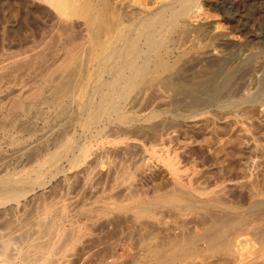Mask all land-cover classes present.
<instances>
[{"label": "rangeland", "instance_id": "1", "mask_svg": "<svg viewBox=\"0 0 264 264\" xmlns=\"http://www.w3.org/2000/svg\"><path fill=\"white\" fill-rule=\"evenodd\" d=\"M165 1L153 0L156 6ZM188 1L168 20L157 64L133 73L127 61L99 57L118 35L116 1L73 0L62 13L36 0H0V65L10 63L8 77L17 79L3 103L22 90L31 111L10 137L0 130V189L16 188L14 199L0 196V232L27 240H13L23 253L12 251L6 264H264V57L245 56L249 49L264 52V41L252 36L264 24L262 3ZM57 12L78 29L57 22ZM215 29L235 41L217 43L210 34ZM181 30L194 32L197 43L179 51L174 42ZM61 37L79 45L73 60L56 68L54 58L66 46ZM212 46L222 55L197 65L192 56ZM169 67L175 75L165 72ZM46 75L45 99H36L30 89ZM161 80L163 95L146 92Z\"/></svg>", "mask_w": 264, "mask_h": 264}, {"label": "bare ground", "instance_id": "2", "mask_svg": "<svg viewBox=\"0 0 264 264\" xmlns=\"http://www.w3.org/2000/svg\"><path fill=\"white\" fill-rule=\"evenodd\" d=\"M31 1V0H30ZM40 1V4L41 3H44V5H46L47 4V6H53V7H55V8H58L59 9V11H61L62 13L63 12H65L66 10L68 11V9L70 10V7H71V4H72V2H73V0H36V2H37V5H40L38 2ZM77 0H75V2H76ZM80 1V0H79ZM95 1V0H94ZM116 1V10H117V14H118V18H119V20H117V24H116V26H117V28H118V32H117V29H116V32L118 33V35L116 36L115 35V38L112 40L111 39V41H109V42H111V43H109L108 44V46H107V48L104 50L103 49V52L101 51V53L99 54L98 52H96L97 54H99L98 56L99 57H101V58H103V57H105L104 59H110L111 60V62L112 63H119V61L120 60H123V61H127L128 63H129V65H128V68L127 69H129L131 72H133V73H136V72H138V71H140V70H142V71H146L149 67L151 68V65H154V62H155V60H156V55H157V49H158V47L161 45L160 43H161V41H163V37L165 36L164 35V30H165V27L167 26V24H168V20L171 18L172 19V17H174L176 14V11H177V7H180L181 5H183V3L185 2V1H187V2H189L188 0H185L184 2H182V0H166L165 2H164V4H162V5H157L156 6V4L153 2V0H150V1H148V4H146V5H144V4H141L140 3V1L139 0H114V2ZM146 1V0H145ZM27 2V1H26ZM33 3H34V1H32ZM84 2V1H83ZM187 2H185V3H187ZM190 2H192V1H190ZM10 3V2H9ZM74 3V2H73ZM99 3V2H98ZM194 3V2H193ZM261 3H262V9H263V12H264V0H261ZM11 4V3H10ZM34 4H36V3H34ZM75 4H77V2L75 3ZM190 4V3H189ZM43 5V4H42ZM41 5V6H42ZM78 5V4H77ZM178 5V6H177ZM14 6V5H13ZM13 6H11V11L13 10L14 12H15V10L14 9H12V7ZM26 6V5H25ZM35 6V5H34ZM74 6V5H73ZM189 6V5H188ZM8 7H9V5H8ZM43 7V6H42ZM52 7V8H53ZM91 7V6H90ZM185 7V6H184ZM192 7V6H191ZM10 8V7H9ZM44 8V7H43ZM55 8L53 9V10H55ZM73 8V7H72ZM75 8V7H74ZM187 8V7H186ZM185 8V9H186ZM77 9H78V7H77ZM188 9H189V7H188ZM196 9V8H195ZM47 10V9H46ZM79 10V9H78ZM187 10V9H186ZM10 11V12H11ZM12 11V12H13ZM66 11V12H67ZM76 11V10H75ZM194 11H196V10H194ZM43 12V11H42ZM48 12V11H47ZM73 12H74V10H73ZM88 12V11H87ZM185 12V11H184ZM189 12V11H188ZM197 12V11H196ZM58 13V12H57ZM56 13V14H57ZM71 13V12H70ZM192 13H193V11H192ZM6 14V13H5ZM59 14V13H58ZM98 14V13H97ZM182 14H183V12H182ZM181 14V15H182ZM184 14H186V13H184ZM60 15V14H59ZM69 15V14H68ZM100 15V14H99ZM98 15V16H99ZM115 15V14H114ZM188 15H189V13H188ZM86 16V15H85ZM192 16V15H191ZM15 17H17V16H15ZM26 17V16H25ZM113 17V16H112ZM186 17V16H185ZM194 17V16H193ZM65 18V14H64V17H63V15L61 14L59 17H58V19H57V22H62V23H65V24H63V26L65 25V27L67 28V29H74V27H76L77 25L74 23V20L72 21V20H70V19H64ZM73 18V17H72ZM89 18V17H88ZM39 19V18H38ZM95 19V18H94ZM97 19V18H96ZM100 19V18H99ZM189 19H191V23H192V21L193 20H195V19H193V18H189ZM193 19V20H192ZM66 20V21H65ZM91 20V19H90ZM98 20V19H97ZM97 20H95V21H97ZM11 21V20H10ZM45 21V20H44ZM88 21V20H87ZM113 21V20H112ZM195 21H197L198 23V25L200 26L201 24L199 23V21L198 20H195ZM8 22V21H7ZM79 22V21H78ZM201 22V21H200ZM203 22V21H202ZM46 23V22H45ZM61 23V24H62ZM190 23V24H191ZM206 23V22H205ZM56 24H58V23H56ZM84 24V23H83ZM192 24H194V22L192 23ZM76 25V26H75ZM85 25V24H84ZM183 25V24H182ZM115 26V25H114ZM113 26V27H114ZM199 26H198V28H199ZM203 26H204V24H203ZM78 27L79 26H77V29H78ZM94 27V26H93ZM202 27V26H201ZM80 28H82V27H80ZM89 28V27H88ZM112 28V27H111ZM116 28V27H115ZM196 29V28H195ZM194 29V30H195ZM83 30H84V27H83ZM83 30L81 29L80 31H82V33H83ZM197 30V29H196ZM201 30V29H200ZM87 31V30H86ZM99 31V30H98ZM114 31V30H113ZM167 31V30H166ZM182 31V30H181ZM184 31V30H183ZM180 32V35H178L177 37H178V39L174 42V48L175 49H178L179 51H182L185 47H186V45L188 44V43H192L194 40L196 41V43H197V37L195 36V35H193L194 34V32H193V34H192V32H190V30H189V32L187 33V32H185V31H187V30H185L184 32ZM198 31V30H197ZM196 31V32H197ZM206 31V30H205ZM210 31V30H209ZM209 31H207V32H209ZM212 31V30H211ZM115 32V33H116ZM72 33V32H71ZM74 33V32H73ZM72 33V34H73ZM87 33H89V32H87ZM93 33V32H92ZM113 33V32H112ZM179 33V32H178ZM182 33V34H181ZM198 33V32H197ZM205 33V32H204ZM69 34V33H68ZM95 34V33H94ZM196 34V33H195ZM208 34V33H207ZM207 34H205V35H207ZM211 34V36L212 37H214L215 38V40L214 41H216L217 39V43H219V41L221 42V44L222 43H230V42H232V41H235L234 40V38L232 39L231 37H229V35L228 34H223V32L221 33L218 29H215L214 31H212V33H210ZM83 35V34H82ZM86 35V34H85ZM85 35H83V36H81L80 37V40H81V38H83ZM199 35V34H198ZM200 35H202V34H200ZM199 35V36H200ZM204 36V35H203ZM210 36V35H209ZM252 36H254V37H258L259 39H262L263 41H264V24H262L261 23V25H259L258 26V28H257V30L254 32V33H252ZM87 37V36H86ZM94 37V36H93ZM97 37V36H96ZM99 37V36H98ZM105 37V36H104ZM110 37H111V35H110ZM65 38V39H64ZM74 38V37H73ZM72 38V39H73ZM85 38V37H84ZM82 39V40H86V39ZM166 38V37H165ZM199 38V37H198ZM214 38H211V40L212 39H214ZM59 39V38H58ZM89 39V38H88ZM202 39H203V37H202ZM64 40H66V41H64ZM71 40V39H70ZM70 40H67L66 39V37H61L60 38V44H64L65 43V45L66 46H64V48L62 49V52H60L58 55H56V58H54L55 59V61L57 62V63H59V64H57L55 67L56 68H59L60 67V65L63 63V61L65 62V60H67L66 58H68V59H71L72 58V60H73V57H71V56H73L77 51H76V49H77V47H76V43H75V40L76 39H73L74 41L72 42V41H70ZM79 40V41H80ZM81 40V41H82ZM95 40V39H94ZM98 40V39H97ZM172 40V39H171ZM204 40V39H203ZM237 40V39H236ZM239 40V39H238ZM59 41V40H58ZM68 41V42H67ZM78 41V40H77ZM90 41V40H89ZM101 41V40H100ZM105 41V40H104ZM213 41V40H212ZM240 42H241V39L239 40ZM239 41H237V42H239ZM243 41V40H242ZM87 42V41H86ZM106 42H108V41H106ZM166 42V41H165ZM164 42V43H165ZM202 42V41H201ZM236 42V43H237ZM14 43V42H13ZM67 43H68V46H67ZM72 44V43H74L75 44V46L74 45H70V44ZM84 43V42H83ZM83 43H80V45L81 44H83ZM105 43V42H104ZM167 43H168V38H167ZM170 43H173V42H170ZM91 44V43H90ZM163 44V43H162ZM166 44V43H165ZM189 44V45H190ZM193 44V43H192ZM216 44V43H215ZM231 44V43H230ZM234 44H235V42H234ZM77 45H79L78 43H77ZM84 45V44H83ZM86 45V44H85ZM105 45V44H104ZM103 45V46H104ZM164 45V44H163ZM201 45V44H200ZM240 45V44H239ZM244 45V44H243ZM59 46H61V45H59ZM82 46V45H81ZM81 46H78V48H80ZM171 46V45H170ZM188 46V45H187ZM195 46V45H194ZM207 46V45H206ZM210 46H211V44H210ZM216 46V45H215ZM221 46V45H220ZM56 47V46H55ZM165 48H166V46H164ZM93 48V47H92ZM168 48H170V49H172L171 47H167V50H168ZM194 48H196V47H194ZM209 49H206L204 52H200L199 51V53H196L194 56H192L193 57V59L195 60V62H196V64L197 65H200V64H202L205 60H207V59H212V58H216V57H220L221 55H222V51L220 52V49L218 50L216 47H214V46H212V47H208ZM245 48V47H244ZM82 49V48H81ZM88 49V48H87ZM86 49V50H87ZM164 49V48H163ZM237 49V48H236ZM3 50H4V48H3ZM7 50V49H6ZM5 50V51H6ZM43 50V49H42ZM59 50V49H58ZM80 50V49H79ZM91 50V49H90ZM94 50V49H93ZM98 50V49H97ZM221 50H223V49H221ZM232 50H235V48L233 49L232 48ZM243 49H241V51H242ZM245 50V49H244ZM81 51V50H80ZM92 51V50H91ZM173 51V50H172ZM172 51H171V53H172ZM227 51H229V50H227ZM240 51V50H239ZM8 52V51H7ZM15 52V51H14ZM39 52V51H38ZM41 52V51H40ZM54 52V51H53ZM94 52L95 51H93V56H94ZM164 52V51H163ZM168 52V51H167ZM195 52V51H194ZM198 52V51H197ZM223 52H226V51H223ZM231 52V51H230ZM234 52V51H233ZM244 52V51H243ZM242 52V54H244ZM170 53V54H171ZM240 53V52H239ZM238 53V54H239ZM7 54V53H6ZM17 54V53H16ZM26 54V53H25ZM91 54V55H92ZM101 54H103V55H101ZM161 54V53H160ZM231 54V53H230ZM241 54V53H240ZM10 55V54H9ZM12 55H13V53H12ZM39 55H40V53H39ZM53 55V54H52ZM81 55V54H80ZM90 55V56H91ZM159 55V54H158ZM186 55V54H185ZM226 55V54H225ZM232 55V54H231ZM246 55H250V56H253V57H251V58H261V57H264V52L262 53V52H260V51H258V50H256V49H249V50H247L246 51V54H245V56ZM93 56H91V57H93ZM163 56V55H162ZM162 56H161V58H162ZM190 56V57H191ZM238 56H240V55H238ZM1 57V56H0ZM20 57H21V54H20ZM37 57V56H36ZM71 57V58H70ZM83 57V56H82ZM85 57V56H84ZM160 57V56H159ZM234 57H236V56H234ZM233 57V58H234ZM4 58V57H3ZM6 58H9V56L8 57H6ZM16 58V57H15ZM15 58H14V60H15ZM18 58V57H17ZM26 58H27V56H26ZM29 58V57H28ZM37 58H39V57H37ZM41 58V57H40ZM98 58V57H97ZM100 58V59H101ZM224 58V57H223ZM239 58V57H238ZM10 59V58H9ZM12 59H13V57H12ZM11 59V60H12ZM18 59H20L21 60V58H18ZM23 59H24V57H23ZM91 59V58H90ZM93 59V58H92ZM95 59V58H94ZM163 59V58H162ZM189 59H191V58H189ZM189 59L188 60H186V61H188L189 62ZM237 59V58H236ZM240 59V58H239ZM11 60H10V62H11ZM25 60V59H24ZM110 60H108L109 62H110ZM158 60H159V58H158ZM214 60V59H213ZM217 60H218V58H217ZM221 60V59H220ZM224 60V59H223ZM245 60V59H244ZM3 61H4V59H3ZM5 61H7V60H5ZM16 61H17V59H16ZM16 61H14V62H16ZM68 61V60H67ZM70 61V60H69ZM96 61V60H95ZM107 61V62H108ZM164 61V60H163ZM179 61V60H178ZM8 63H9V60L7 61ZM42 62H44L43 60H42ZM88 62V61H87ZM108 62V63H109ZM158 62V61H157ZM160 63H162V61L160 60L159 61ZM187 62V63H188ZM232 62V61H231ZM2 63V62H1ZM4 63V64H3ZM2 64L3 65H0L1 67H0V130L2 131V136H4V137H8L9 135H11L16 129H18L16 126L21 122V121H23L27 116H29L28 114L31 112V111H29V109L27 108V107H25V100H24V98H26V96L25 95H27L25 92H23L22 90H21V92H20V94H19V96L17 97L16 96V98L14 97H12L13 99H9V100H7L8 102H6V103H3L4 102V100H5V98H9V96H12V94L10 93H7V89L9 88H14L15 86L13 85V84H15L16 85V83H17V79L16 80H11L8 76V74L10 73V70H11V67H12V65L9 63V64H7V63H5V62H3ZM17 63H21V62H17ZM159 63V64H160ZM183 63V62H182ZM191 63V62H190ZM205 63H206V61H205ZM13 64V63H12ZM16 63H14L13 65H15ZM23 64H25V63H23ZM50 64V63H49ZM97 64V63H96ZM157 64V63H156ZM155 64V65H156ZM163 64V63H162ZM167 64V63H166ZM194 64V63H193ZM195 64V65H196ZM18 65V64H17ZM16 65V66H17ZM20 65V64H19ZM39 65V64H38ZM68 65V64H67ZM70 65V64H69ZM83 65V64H82ZM88 65V64H87ZM89 65H90V63H89ZM98 65V64H97ZM104 65V64H103ZM124 65V64H123ZM154 65V66H155ZM177 65V64H176ZM179 65V64H178ZM187 66H188V64H186ZM15 66V67H16ZM65 66H66V64H65ZM71 66V65H70ZM86 66V65H85ZM91 66V65H90ZM96 66V65H95ZM120 66V65H119ZM167 66V65H166ZM19 67V66H18ZM36 67V66H35ZM43 67V66H42ZM63 67V66H62ZM72 67V66H71ZM112 67V66H111ZM125 67V66H124ZM159 67V66H158ZM165 67V66H164ZM172 67H174V66H172ZM200 67V66H199ZM198 67V68H199ZM34 68V67H33ZM61 68V67H60ZM74 68H75V66H74ZM77 68V67H76ZM162 68V67H161ZM168 68V67H167ZM178 68V67H177ZM176 68V69H177ZM185 68V67H184ZM221 68V67H220ZM18 69V68H17ZM22 69V68H21ZM89 69V68H88ZM93 69V68H92ZM101 69V68H100ZM105 69V68H104ZM114 69H116V68H114ZM195 69H197V68H195ZM226 69V68H225ZM14 70V69H13ZM35 70V69H34ZM53 70V69H52ZM79 70V69H78ZM102 70V69H101ZM128 70V71H129ZM163 70H164V68H163ZM162 70V71H163ZM173 70H174V68H170L169 67V69H167V70H165V72L166 73H170L171 74V76H173V75H175V74H172V72H173ZM198 70H200V69H198ZM223 70V69H222ZM229 70V69H228ZM12 71V70H11ZM18 71H20V70H18ZM92 71H94V70H92ZM121 71V70H120ZM152 71H157V70H153L152 69ZM161 71V72H162ZM168 71V72H167ZM177 71V70H176ZM213 71V70H212ZM220 71V70H219ZM34 72V71H33ZM64 72V71H63ZM80 72V71H79ZM88 72H89V70H88ZM119 71H117L116 72V74L118 73ZM122 72V71H121ZM151 71H149V73H150ZM159 72V71H158ZM157 72V73H158ZM196 72V71H195ZM226 72V71H225ZM15 73V72H14ZM13 73V74H14ZM35 73V72H34ZM52 73V72H51ZM50 73V74H51ZM101 73V72H100ZM102 73H103V70H102ZM101 73V74H102ZM120 73V72H119ZM118 73V74H119ZM128 73V72H127ZM163 73V72H162ZM173 73H175V70H174V72ZM227 73H228V71H227ZM30 74V73H29ZM43 74V73H42ZM77 74V73H76ZM89 74H91V73H89ZM98 74V73H97ZM100 74V75H101ZM114 74V73H113ZM130 74V73H129ZM128 74V75H129ZM221 74V73H220ZM51 75H53V74H51ZM92 75V74H91ZM94 75H96V74H94ZM135 75H137V74H135ZM147 75V74H146ZM157 75V74H156ZM182 75V74H181ZM181 75H179V76H181ZM187 75H188V73H187ZM42 76V75H41ZM47 76V75H46ZM44 76L46 79H44L43 80V77H42V81L40 80V82H36L35 84H34V87L32 88V89H30V93L32 94V96L34 95L35 97H36V99H37V97H43L44 95V93H43V91H44V85H43V83L44 82H49L51 79V77H49V76ZM114 76V75H113ZM140 76V75H139ZM138 75L137 76H134V77H139ZM151 76H152V74H151ZM161 76V75H160ZM159 76V77H160ZM168 76H169V74H168ZM170 76V77H171ZM222 76H224V75H222ZM15 77V76H14ZM89 77H90V75H89ZM92 77V76H91ZM103 77V76H102ZM116 77V76H115ZM122 77V76H121ZM120 77V78H121ZM133 77V76H132ZM131 77V78H132ZM170 77H168V78H170ZM178 77V76H177ZM20 78V77H19ZM88 78V77H87ZM118 78V77H117ZM124 78V77H123ZM158 78V77H157ZM156 78V79H157ZM167 78V79H168ZM194 78V77H193ZM56 79H57V77H56ZM95 79V78H94ZM133 79V78H132ZM135 79V78H134ZM162 79V78H161ZM166 79V80H167ZM215 79V78H214ZM21 80V79H20ZM20 80H19V82H20ZM37 80V79H36ZM83 80H84V78H83ZM87 80V79H86ZM93 80V79H92ZM99 80V79H98ZM149 80V79H148ZM165 80V81H166ZM171 80V79H170ZM169 80V81H170ZM176 80V79H175ZM220 80V79H219ZM29 81H31V80H29ZM82 81V80H81ZM88 81V80H87ZM102 81V80H101ZM106 81V80H105ZM129 81V80H128ZM201 81V80H200ZM18 82V83H19ZM51 82V81H50ZM178 82V81H177ZM180 82V81H179ZM210 82V81H209ZM212 82V81H211ZM216 82V81H215ZM27 83V82H26ZM54 83V82H53ZM112 83H113V81H112ZM144 83V82H143ZM47 84V83H46ZM52 84V83H51ZM101 84V82H99V83H94L93 85H95V86H99ZM123 84V83H122ZM142 84V83H141ZM161 84H163V82H162V80L161 81H159V82H156V81H153V82H151L150 84H149V86H148V88H147V91L146 92H148V93H156V95H163L162 94V90H161ZM87 85V83L85 84V86ZM111 85V84H110ZM124 85V84H123ZM14 86V87H13ZM33 86V85H32ZM91 86H92V84H91ZM109 86V85H108ZM117 86H119V85H117ZM130 86H131V84H130ZM137 86V85H136ZM144 86V85H143ZM179 86H180V84H179ZM200 86V85H199ZM82 87V86H81ZM112 87H114V86H112ZM121 87V89H122V85L120 86ZM147 87V86H146ZM145 87V88H146ZM174 87V86H173ZM206 87H208L207 85H206ZM91 88V87H90ZM116 88V87H115ZM179 88V87H178ZM184 88V87H183ZM15 89V88H14ZM13 89V90H14ZM25 89H27V88H25ZM53 89V88H52ZM52 89H51V91H52ZM61 89V88H60ZM82 89H83V87H82ZM87 89L89 90V88L87 87ZM111 89V88H110ZM118 89H119V87H118ZM167 89H169L168 87H167ZM177 89V88H176ZM207 89V88H206ZM28 90V89H27ZM71 90V89H70ZM77 90V89H76ZM108 90V89H107ZM114 90V89H113ZM175 90V89H174ZM202 91H204V89H201ZM200 90V91H201ZM214 90H215V88H214ZM26 91V90H25ZM84 91H85V89H84ZM115 91V90H114ZM117 91V90H116ZM118 91H120V89L118 90ZM164 91V90H163ZM199 91V90H198ZM145 92V93H146ZM204 92H206L207 93V90H205ZM210 92V91H209ZM29 92H28V95L30 94ZM55 93V92H54ZM56 93H57V91H56ZM69 93V92H68ZM74 93H76L75 91H74ZM73 93V94H74ZM112 93V92H111ZM115 93H118V92H115ZM125 93V92H124ZM147 93V94H148ZM166 93H167V91H166ZM224 93V92H223ZM77 94V93H76ZM93 94H94V92H93ZM97 94V93H96ZM109 94V93H108ZM178 94V93H177ZM188 94V93H187ZM204 94V93H203ZM216 94V93H215ZM43 95V96H42ZM113 95H114V93H113ZM169 95H170V93H169ZM197 95V94H196ZM208 95V94H207ZM210 95V94H209ZM69 96V95H68ZM74 96V95H73ZM97 96V95H96ZM159 96V97H160ZM34 97V98H35ZM77 97V96H76ZM92 97V96H91ZM95 96H93V98H94ZM109 97H110V95H109ZM117 96L115 95V98H116ZM153 97V96H152ZM164 97V96H163ZM163 97H161V98H163ZM166 97V96H165ZM195 97V96H194ZM28 98V97H27ZM26 98V99H27ZM96 98V97H95ZM106 98V97H105ZM108 98V97H107ZM114 98V97H113ZM113 98L112 97H110V99H111V103H112V100H113ZM43 99H45L44 97H43ZM82 99V98H81ZM92 99V98H91ZM90 99V100H91ZM39 100H41V99H39ZM51 101V100H50ZM109 101V100H108ZM150 101V100H149ZM200 101V100H199ZM44 102V101H43ZM49 102V101H48ZM62 102V101H61ZM114 102H116V101H114ZM25 103V104H24ZM34 103V102H33ZM60 103V102H59ZM72 103V102H71ZM89 103V102H88ZM90 103H91V101H90ZM198 103V102H197ZM32 106L31 107H33L35 104H32V103H30ZM29 104V105H30ZM63 104V103H62ZM65 104V103H64ZM114 104V103H113ZM117 104V103H116ZM115 104V105H116ZM28 105V104H27ZM26 105V106H27ZM53 105V104H52ZM54 105H55V103H54ZM60 105H61V103H60ZM60 105H58L59 106V108H61V106ZM73 105V104H72ZM119 105V104H118ZM117 105V106H118ZM131 105V104H130ZM145 105V104H144ZM144 105H143V103H142V105H140V107H141V109H143L144 108ZM195 105V104H194ZM204 105V104H203ZM56 106H57V104H56ZM55 106V107H56ZM80 106V105H79ZM30 107V109H32ZM90 107V106H89ZM103 107V106H102ZM119 107H120V105H119ZM118 107V108H119ZM131 107V106H130ZM41 108V107H40ZM78 108V107H77ZM97 108H98V106H97ZM104 108H106L105 106L103 107V109ZM115 108V107H114ZM138 108V107H137ZM55 109V108H54ZM115 109H117V108H115ZM44 110V109H43ZM51 110V109H50ZM61 110V109H60ZM137 110V109H136ZM140 110V109H139ZM20 111V112H19ZM28 111H29V113H28ZM41 111V110H40ZM53 111H55V110H53ZM59 111V110H58ZM63 111V110H62ZM69 111V110H68ZM67 111V112H68ZM72 111V110H71ZM79 111V110H78ZM116 111V110H115ZM119 111H123L122 110V108H121V110H120V108H119ZM143 111V110H142ZM47 112V111H46ZM56 112H57V110H56ZM59 112H61V111H59ZM59 112H57L56 114H58ZM107 112V110L106 111H104L103 112V114H105ZM116 112H118V111H116ZM116 112H114V113H116ZM144 112V111H143ZM80 113V112H79ZM123 113H124V111H123ZM38 114H39V112H38ZM56 114H54V115H56ZM62 114V113H61ZM107 114V113H106ZM119 114V113H118ZM136 115H137V113H136ZM58 116H60V115H58ZM77 116V115H76ZM102 116V115H101ZM100 116V117H101ZM131 116H133V115H131ZM57 118V117H56ZM55 118V119H56ZM60 118V117H59ZM97 118V117H96ZM52 119V118H51ZM74 119H75V117H74ZM127 119V118H126ZM136 119V118H135ZM26 120V119H25ZM56 120H59V119H56ZM115 120V119H114ZM138 120V119H137ZM28 121V120H27ZM55 121V120H54ZM119 121V120H118ZM130 121H131V119H130ZM68 122V121H67ZM126 122V121H125ZM124 122V123H125ZM66 123V122H65ZM71 123V122H70ZM118 123V122H117ZM51 124V123H50ZM67 124V123H66ZM59 125V124H58ZM63 125H65V124H63ZM55 127H56V125H55ZM62 127V126H61ZM97 128V127H96ZM152 128V127H151ZM75 129V128H74ZM55 130H58V129H55ZM60 130V129H59ZM66 130V129H65ZM64 130V131H65ZM70 130V129H69ZM128 130V129H127ZM133 130V129H132ZM0 131V132H1ZM58 132V131H57ZM129 132V131H128ZM141 132V131H140ZM103 133V132H102ZM133 133V132H132ZM59 134V133H58ZM123 134V133H122ZM111 135V134H110ZM101 136V135H100ZM111 136H113V135H111ZM10 137V136H9ZM155 137V136H154ZM122 138V137H121ZM1 139H2V137H1ZM4 139V138H3ZM1 142V141H0ZM137 143V142H136ZM127 145V144H126ZM127 146H129V145H127ZM126 146V147H127ZM130 147V146H129ZM131 147H132V145H131ZM135 147H137V146H135ZM125 148V147H124ZM138 148H140V146H138ZM117 149V148H116ZM123 149V148H122ZM121 149V150H122ZM124 150V149H123ZM122 150V151H123ZM137 150V149H136ZM262 151H263V149H262ZM118 153V152H117ZM76 157V156H75ZM81 159V158H80ZM87 163V162H86ZM85 166V165H84ZM92 167V166H91ZM89 169H90V167H89ZM101 169V168H100ZM94 171V170H93ZM35 173V172H34ZM80 173V172H79ZM79 173H77V174H74V177H76L77 178V176H78V174ZM86 173V172H85ZM97 173V172H96ZM97 175V174H96ZM4 176V175H3ZM70 176V175H69ZM4 178H5V176H4ZM7 178H9V177H7ZM70 178V177H69ZM13 179V178H12ZM79 179V178H78ZM1 180V179H0ZM4 180V179H3ZM20 180V179H19ZM29 180V179H28ZM18 181V180H17ZM4 182V181H3ZM6 182V181H5ZM4 182V183H5ZM7 182H9L8 180H7ZM10 182H12L13 183V181H11L10 180ZM92 182V181H91ZM0 183H2V182H0ZM11 183V184H12ZM16 184V183H15ZM69 184V183H68ZM67 184V185H68ZM8 185V184H7ZM83 185V184H82ZM90 185V184H89ZM80 187V186H79ZM123 189V188H122ZM18 190V189H17ZM19 192V191H18ZM16 193V188L15 187H13V186H5V187H3V188H1L0 189V196L1 197H5V199H11V198H13L14 197V195H16L15 194ZM21 194V193H20ZM48 194V193H47ZM19 196V195H18ZM7 197V198H6ZM20 198V197H19ZM2 199V198H1ZM14 199V198H13ZM36 199V198H35ZM39 200V199H38ZM19 201V200H18ZM11 202V201H10ZM23 203V202H22ZM30 203V202H29ZM81 204V203H80ZM25 205L27 206V204L25 203ZM31 205V204H30ZM69 205V204H68ZM16 206V205H15ZM13 207V206H12ZM48 207V206H47ZM15 208H17L15 211H17L18 209H21L19 206L18 207H15ZM14 208V209H15ZM41 208V207H40ZM86 208V207H85ZM13 210V209H12ZM24 210V209H23ZM39 210V209H38ZM55 210V209H54ZM19 211V210H18ZM42 211V210H41ZM68 211V210H67ZM25 212V211H24ZM58 212V211H57ZM61 212V211H60ZM20 213H22V212H20ZM53 213V212H52ZM9 214V213H8ZM14 214V213H13ZM17 214V213H16ZM15 214V215H16ZM23 214V213H22ZM48 214V213H47ZM46 214V215H47ZM87 214V216H88V213H86ZM25 215V214H24ZM37 215V214H36ZM67 215V214H66ZM80 215V214H79ZM93 215V214H92ZM10 216H12V215H10ZM23 216V215H22ZM21 216V217H22ZM34 216V215H33ZM45 217V216H44ZM59 217V216H58ZM3 218V217H2ZM13 218V217H12ZM35 218V217H34ZM5 219V218H4ZM101 219V218H100ZM16 220V219H15ZM52 220V219H51ZM72 220V219H71ZM70 220V221H71ZM10 221H12V220H10ZM19 221V220H18ZM21 221V220H20ZM96 221V220H95ZM94 221V222H95ZM24 222V221H23ZM19 223V222H18ZM26 223V222H25ZM51 223H53L52 221H51ZM54 223H55V221H54ZM69 223V222H68ZM23 224V223H22ZM72 224V223H71ZM76 224V223H75ZM83 224V223H82ZM89 225V224H88ZM1 226V225H0ZM19 226V225H18ZM25 226V225H24ZM35 226V225H34ZM54 226V225H53ZM81 226V225H80ZM100 226V225H99ZM44 227V226H43ZM48 227H50L49 225H48ZM47 227V228H48ZM251 227V226H250ZM18 228V227H17ZM23 228V227H22ZM87 228V227H86ZM13 229H14V227H13ZM15 229H16V227H15ZM41 229V228H40ZM50 229V228H49ZM62 229V228H61ZM75 229V228H74ZM82 229V228H81ZM10 230V229H9ZM8 230V231H9ZM17 230V229H16ZM15 230V231H16ZM38 230V229H37ZM36 230V231H37ZM46 230V229H45ZM58 230V229H57ZM19 230H17V232H18ZM22 231H23V229H22ZM39 231V230H38ZM65 231V230H64ZM63 231V232H64ZM93 231V230H92ZM241 231V230H240ZM12 232H14V231H12ZM48 232H50V231H48ZM47 232V233H48ZM60 232V231H59ZM69 232V231H68ZM75 232V231H74ZM78 232V231H77ZM7 233V232H6ZM26 232H24L23 234H25ZM36 233V232H35ZM46 233V232H45ZM85 233V232H84ZM91 233V232H90ZM18 234V233H17ZM20 234V233H19ZM44 234V233H43ZM65 234V233H64ZM83 234V233H82ZM226 234V233H225ZM4 235V234H3ZM2 235V233L0 232V264H6L7 262H11V260L13 261V259H12V255H14L13 254V252L15 253L16 252V250H18L19 251V254H21V253H23V249H22V246L20 247V246H18V249H16V245L14 246L13 245V243H14V239H16V238H18L19 239V241H20V239L22 240L25 236H18V237H14L12 234H11V236L9 235V234H7L8 236H3ZM15 235V234H14ZM78 235V234H77ZM100 235V234H99ZM235 235V234H234ZM10 236V237H9ZM29 236V235H28ZM44 236V235H43ZM58 236V235H57ZM62 236V235H61ZM87 236V235H86ZM93 236V235H92ZM32 237V236H31ZM30 237V238H31ZM47 237V236H46ZM101 237V236H100ZM56 238V237H55ZM58 238V237H57ZM65 238V237H64ZM69 238V237H68ZM87 239V238H86ZM103 239V238H102ZM14 240V241H13ZM24 240L25 241H27L25 238H24ZM32 240V239H31ZM30 240V241H31ZM53 240V239H52ZM61 240H63V238L61 237ZM18 241V240H17ZM16 241V242H17ZM49 241V240H48ZM72 241V240H71ZM55 242H56V240H55ZM58 242V241H57ZM67 242H68V240H67ZM79 242V241H78ZM18 243V242H17ZM48 243V242H47ZM50 243V242H49ZM65 243V242H64ZM72 243V242H71ZM75 243V242H74ZM88 243V242H87ZM92 243V242H91ZM28 244V243H27ZM42 244V243H41ZM54 244V243H53ZM53 244H52V247H53ZM69 245V244H68ZM73 245V244H72ZM35 246V245H34ZM36 246L38 247V245L36 244ZM43 246H46V245H43ZM51 246V245H50ZM65 246V245H64ZM15 248V250H14V248ZM20 247V248H19ZM93 247V246H92ZM235 247V246H234ZM45 248V247H44ZM49 249V248H48ZM51 249V248H50ZM43 250V249H42ZM46 250V249H45ZM229 250V249H228ZM233 250V249H232ZM13 251V252H12ZM32 251H33V249H32ZM43 252H44V250H43ZM47 252H48V250H47ZM72 252V251H71ZM100 252V251H99ZM18 253V252H17ZM42 253V252H41ZM50 253V252H49ZM49 253H45V255L44 256H46V254H47V257L49 256L48 254ZM73 253V252H72ZM231 253V252H230ZM229 253V254H230ZM12 254V255H11ZM29 254V253H28ZM31 254V253H30ZM34 254V253H33ZM32 254V255H33ZM39 254H40V252H39ZM83 254V253H82ZM240 254V253H239ZM243 254V253H242ZM31 255V256H32ZM15 256H16V254H15ZM43 256V257H44ZM82 256V255H81ZM232 256V255H231ZM51 257V256H50ZM99 257V256H98ZM30 258V257H29ZM39 258V257H38ZM233 258V257H232ZM236 258V257H235ZM43 259V258H42ZM41 259V260H42ZM46 259V258H45ZM44 259V260H45ZM250 259V258H249ZM54 260V259H53ZM235 260V259H234ZM259 260V259H258ZM46 261V260H45ZM48 261V260H47ZM52 261V260H51ZM242 261V260H241ZM237 262V261H236ZM244 262V261H243ZM30 263H31V261H30ZM57 263V262H56ZM74 263V262H73ZM99 263V262H98ZM47 264V263H46ZM262 264V263H261Z\"/></svg>", "mask_w": 264, "mask_h": 264}]
</instances>
